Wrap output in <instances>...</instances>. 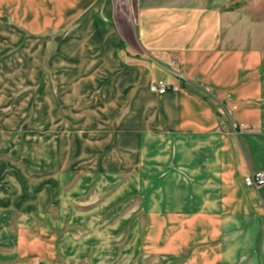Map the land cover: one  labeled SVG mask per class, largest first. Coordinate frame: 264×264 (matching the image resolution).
Instances as JSON below:
<instances>
[{
  "label": "crops",
  "instance_id": "obj_1",
  "mask_svg": "<svg viewBox=\"0 0 264 264\" xmlns=\"http://www.w3.org/2000/svg\"><path fill=\"white\" fill-rule=\"evenodd\" d=\"M202 10L20 0L22 66L0 67L2 153L23 113L65 137L63 171L83 177L60 195V179L0 157V264H264V184L244 182L264 171V51ZM158 77L173 87L151 91Z\"/></svg>",
  "mask_w": 264,
  "mask_h": 264
},
{
  "label": "rangeland",
  "instance_id": "obj_2",
  "mask_svg": "<svg viewBox=\"0 0 264 264\" xmlns=\"http://www.w3.org/2000/svg\"><path fill=\"white\" fill-rule=\"evenodd\" d=\"M201 4L202 8H204L202 15L211 11L217 12L218 18L221 19L218 27L220 36L228 37L230 35L233 44L239 40L240 36L244 37V31H246L248 46L257 47L264 51V0H201ZM0 15H2L0 16V67L6 66L7 68L16 69V66H22V59L19 52L16 51V49L20 48V42L13 43L11 38L20 36V0H0ZM158 79L159 77L155 81ZM21 114L20 144L15 149V153H4L6 144L13 134L12 132L0 133V157H5L10 163L19 167L24 176L31 181L49 178L60 179L62 184L58 188L59 194L63 195L66 192L69 194V191L74 187V180L82 178L83 174L78 171L77 173L73 172L71 175L65 174L66 172L63 171L66 156H64L65 154L61 147L65 143V137H57L55 145V139L50 141L47 135H43L45 131H48L49 124L31 122L29 119L32 117ZM93 125L98 127H103V125L105 127L111 126V124L103 123L89 124L90 127ZM34 126H37L41 133L39 139H33L29 136L32 134L30 131ZM80 126L81 124H74L72 128L79 130ZM242 127L243 125H241ZM64 129L69 130L68 124H58L57 134L59 135L62 131H66ZM52 142L53 145L51 144ZM2 151L4 152L2 153ZM49 162L52 163L50 170L45 167ZM32 164L39 165L41 169H32L33 167L30 166ZM100 173L99 171L96 172L94 178L96 177L95 179H97ZM76 187L74 188V194L79 193L76 192ZM93 190L94 187H89L83 194L86 195ZM144 191L143 189L141 194ZM76 204L79 205L78 203Z\"/></svg>",
  "mask_w": 264,
  "mask_h": 264
},
{
  "label": "built area",
  "instance_id": "obj_3",
  "mask_svg": "<svg viewBox=\"0 0 264 264\" xmlns=\"http://www.w3.org/2000/svg\"><path fill=\"white\" fill-rule=\"evenodd\" d=\"M173 85L171 82H168L163 79H158L150 83L149 89L153 92L163 93L167 89L172 88ZM244 182L247 185H254L255 187H259L260 185L264 184V171L256 170L247 176L244 177Z\"/></svg>",
  "mask_w": 264,
  "mask_h": 264
}]
</instances>
